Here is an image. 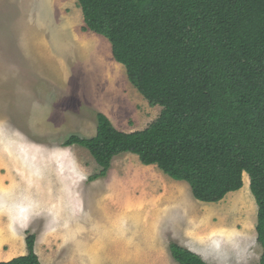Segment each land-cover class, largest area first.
<instances>
[{"label": "rangeland", "instance_id": "obj_1", "mask_svg": "<svg viewBox=\"0 0 264 264\" xmlns=\"http://www.w3.org/2000/svg\"><path fill=\"white\" fill-rule=\"evenodd\" d=\"M84 26L77 0H0V251L25 255L34 234L42 264H177L172 243L209 264H260L247 175L208 204L131 153L90 182L101 171L90 152L64 147L94 137L98 113L132 133L163 110Z\"/></svg>", "mask_w": 264, "mask_h": 264}, {"label": "trees", "instance_id": "obj_2", "mask_svg": "<svg viewBox=\"0 0 264 264\" xmlns=\"http://www.w3.org/2000/svg\"><path fill=\"white\" fill-rule=\"evenodd\" d=\"M84 31L111 44L115 62L150 106L163 108L143 131H119L102 113L87 149L106 178L115 157L138 156L202 203H219L250 180L258 206L257 242L264 264V0H77ZM36 236L27 254L0 264H42ZM177 264H209L176 243Z\"/></svg>", "mask_w": 264, "mask_h": 264}, {"label": "crops", "instance_id": "obj_3", "mask_svg": "<svg viewBox=\"0 0 264 264\" xmlns=\"http://www.w3.org/2000/svg\"><path fill=\"white\" fill-rule=\"evenodd\" d=\"M248 183L250 185L249 177H248ZM21 254H23L21 249L12 250L10 252H5L1 250L0 251V262H9L17 257L25 256L27 253L25 255H21Z\"/></svg>", "mask_w": 264, "mask_h": 264}]
</instances>
